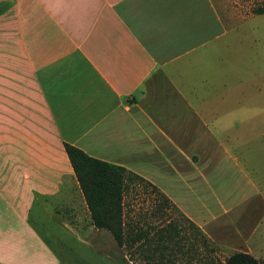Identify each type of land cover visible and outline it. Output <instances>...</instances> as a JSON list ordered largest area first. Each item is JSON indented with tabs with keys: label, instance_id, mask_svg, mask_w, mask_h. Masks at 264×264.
<instances>
[{
	"label": "crops",
	"instance_id": "0c3cea01",
	"mask_svg": "<svg viewBox=\"0 0 264 264\" xmlns=\"http://www.w3.org/2000/svg\"><path fill=\"white\" fill-rule=\"evenodd\" d=\"M234 15L227 0H0V264H65L48 220L104 246L64 143L155 186L206 240L258 258V223L222 218L251 188L264 200L258 62L226 47Z\"/></svg>",
	"mask_w": 264,
	"mask_h": 264
},
{
	"label": "rangeland",
	"instance_id": "374dc122",
	"mask_svg": "<svg viewBox=\"0 0 264 264\" xmlns=\"http://www.w3.org/2000/svg\"><path fill=\"white\" fill-rule=\"evenodd\" d=\"M258 8L263 12L256 13L255 9ZM227 13H235L233 17L236 19L233 21L227 19L226 47H241L243 61L254 59L258 62L256 93L258 107H264V0H227ZM261 118L259 115V125ZM261 137L259 136V141L264 140V136ZM255 180L264 190V179ZM236 182V179H230L219 183L231 190L233 183ZM246 188L249 189V186L246 185ZM240 191L238 188L234 193L239 194ZM162 203V199L151 190L147 182L127 176L124 192V212L127 221L136 229L146 228L149 236L170 221L171 239L167 242V249L160 251L164 255L161 264H209L210 260L213 264H220L225 257L236 252L237 247L230 241L232 238L227 244L208 241L199 230L188 224L184 215L174 205L167 207ZM63 215L65 217V214ZM46 216L39 212L37 206L33 207L30 214L32 223L43 235H45L43 226L46 225L43 222L47 219ZM222 218L233 221L228 224L230 229H234V222L246 223L248 226L258 223L252 239L258 242L257 259L264 264V200L261 194H257L251 188L250 200L240 207L233 208ZM64 220L67 221L68 218ZM82 222H85V219ZM47 225L52 235H47L46 239L65 264H139L142 260L141 253L135 251L134 247H128L127 243L118 247L113 239L110 247L109 232L108 236L101 234L104 246L90 245L79 240L77 235L80 233L76 231L77 234L69 225L53 220H48ZM106 243L108 245H105ZM105 250L108 254H113V260L104 254Z\"/></svg>",
	"mask_w": 264,
	"mask_h": 264
},
{
	"label": "trees",
	"instance_id": "16d2710c",
	"mask_svg": "<svg viewBox=\"0 0 264 264\" xmlns=\"http://www.w3.org/2000/svg\"><path fill=\"white\" fill-rule=\"evenodd\" d=\"M255 10L256 13L263 12L261 8ZM63 146L93 226L108 231L118 247L126 243L128 247H134L135 251L141 253L142 260L139 264H161L164 255L160 251L167 249V242L171 239L170 221L149 236L146 228L136 229L132 226L124 212L127 176H133L142 182L147 181L127 172L119 165L90 157L73 145L64 143ZM147 183L162 199L163 205L167 207L173 205L155 186ZM187 222L198 231L192 222L189 220ZM209 264L213 262L210 260ZM220 264L261 263L249 253L236 251L225 257Z\"/></svg>",
	"mask_w": 264,
	"mask_h": 264
}]
</instances>
